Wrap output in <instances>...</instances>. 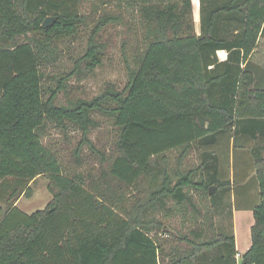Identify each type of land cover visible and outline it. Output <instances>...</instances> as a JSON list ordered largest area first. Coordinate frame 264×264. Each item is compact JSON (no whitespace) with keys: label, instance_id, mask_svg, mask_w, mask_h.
<instances>
[{"label":"trees","instance_id":"obj_1","mask_svg":"<svg viewBox=\"0 0 264 264\" xmlns=\"http://www.w3.org/2000/svg\"><path fill=\"white\" fill-rule=\"evenodd\" d=\"M136 2L147 33L128 65L125 87L109 85L91 99L62 104L65 77L45 86L43 67L84 22L81 0H0V203L6 204L0 264H238L232 227L220 231L216 221L228 206L232 219L231 181L219 153L205 150L201 163L185 170L180 164L191 148H214L223 137L235 149L242 140L264 141V83L258 85L264 77L251 67L264 29V0H201L200 34L192 0H130ZM50 16L55 22L43 28ZM233 22L240 29L232 36L227 24ZM90 41L76 71L80 62L87 71L103 62L105 46ZM95 113L118 127L116 154L101 157L109 164L98 178L67 173L43 141L46 128L71 124L95 149L88 137L98 126ZM176 149L179 167L169 170L167 155ZM252 153L260 201L242 259L264 264V142ZM40 175L49 177L53 200L28 214L17 202ZM146 181L145 198H127L126 188ZM212 187L218 190L210 194ZM191 189L202 193L205 212ZM189 207L199 210L194 228L165 230L158 213L172 216Z\"/></svg>","mask_w":264,"mask_h":264},{"label":"rangeland","instance_id":"obj_2","mask_svg":"<svg viewBox=\"0 0 264 264\" xmlns=\"http://www.w3.org/2000/svg\"><path fill=\"white\" fill-rule=\"evenodd\" d=\"M155 1L159 2L160 0ZM194 7L198 12L196 3ZM81 13L84 16V22L79 27L77 34L64 38L59 44L57 59L43 67L45 86L56 87L58 80L65 77L64 82L67 83V87L58 93L57 100L62 104H68L78 98L91 99L109 85L123 89L129 79L128 65H134L133 59L137 51L144 47L143 38L147 33L139 2L130 4V0H81ZM100 24L101 29L95 35L92 34V31L98 29L96 27ZM91 38L94 42L102 43L105 46L103 62L93 71H87L85 64L80 62L79 69L76 71L77 61L85 53ZM20 40H24V37L21 36ZM220 56H223L222 53ZM251 60L253 61V59ZM252 64L254 65V63ZM255 72L257 77L263 75V71ZM263 83L264 80L258 81V85ZM94 116L98 121V126L91 130L88 137L95 149H92L87 142L82 143V131L71 124L65 128L49 124L46 128L43 141L56 151L67 173L80 172L90 178H98L109 164L108 162L103 164L101 157L105 155L111 158L116 154L118 127L111 117L101 113H95ZM231 141L232 139L228 140L227 137H223L214 148L210 146L191 148L182 158L181 169L198 166L202 161V153L205 150L214 149L219 153L220 167L224 177L230 179L234 172L236 175L237 170L243 168L240 162H236L238 148L235 149ZM263 142V140H256L254 144L251 143L254 146H261ZM179 155V149L168 152L167 166L169 170L179 167ZM49 181L50 179L46 175L36 177L30 184L31 194H23L19 198L18 208L28 214L45 209L53 200V194L48 187ZM114 186L116 187V185ZM149 188L150 185L146 181L138 188H126L124 192L127 198H145ZM115 190L120 193L119 189L115 188ZM216 190L218 187L214 189L215 192ZM190 193L198 209L202 213L205 212L206 207L202 202V193L197 192L196 189H191ZM0 207L1 219L6 211V204L0 203ZM228 207L224 212L216 215L217 226L220 231L224 232H230L232 227L230 206ZM198 209L189 207L183 208L182 211L176 210L172 216H166L163 212L158 215L164 220L165 230L186 232L199 222ZM239 264H243L242 261Z\"/></svg>","mask_w":264,"mask_h":264},{"label":"crops","instance_id":"obj_3","mask_svg":"<svg viewBox=\"0 0 264 264\" xmlns=\"http://www.w3.org/2000/svg\"><path fill=\"white\" fill-rule=\"evenodd\" d=\"M198 7V12L195 10L194 4ZM207 4V2H206ZM195 10V29L197 34L201 33V0H193V14ZM198 13V14H197ZM221 25H226L223 22ZM227 28L232 30V36L238 33L240 26L236 22L227 24ZM222 53L223 56H220ZM221 60H226L228 53L225 50L218 52ZM252 69L255 71H263L264 77V29L261 33L257 47L252 53ZM256 57V58H255ZM256 63H255V62ZM254 144V143H253ZM251 141L242 140L240 147L237 150L236 162H240L243 168L234 172L231 181V204H232V229L235 235L237 259L243 263L242 254H244L252 245L251 230L255 224L254 206L259 203V184L254 168V157L252 153Z\"/></svg>","mask_w":264,"mask_h":264},{"label":"water","instance_id":"obj_4","mask_svg":"<svg viewBox=\"0 0 264 264\" xmlns=\"http://www.w3.org/2000/svg\"><path fill=\"white\" fill-rule=\"evenodd\" d=\"M55 20H56L55 17H51V16L50 17H47L45 19V21L43 22V24H42L43 28H47V27L51 26L55 22ZM214 189H215V187H212L210 189V194H212L214 192ZM244 263H245V261H243V264Z\"/></svg>","mask_w":264,"mask_h":264}]
</instances>
